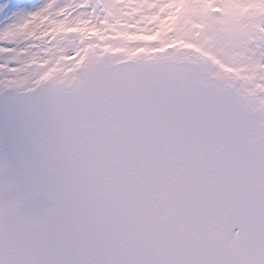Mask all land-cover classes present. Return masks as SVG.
Returning a JSON list of instances; mask_svg holds the SVG:
<instances>
[{
    "label": "snow or ice",
    "instance_id": "obj_1",
    "mask_svg": "<svg viewBox=\"0 0 264 264\" xmlns=\"http://www.w3.org/2000/svg\"><path fill=\"white\" fill-rule=\"evenodd\" d=\"M0 264H264V0H0Z\"/></svg>",
    "mask_w": 264,
    "mask_h": 264
}]
</instances>
